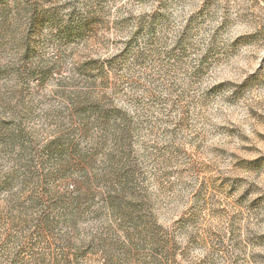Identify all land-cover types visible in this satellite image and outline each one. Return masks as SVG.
Segmentation results:
<instances>
[{
	"label": "rangeland",
	"instance_id": "obj_1",
	"mask_svg": "<svg viewBox=\"0 0 264 264\" xmlns=\"http://www.w3.org/2000/svg\"><path fill=\"white\" fill-rule=\"evenodd\" d=\"M0 264H264V0H0Z\"/></svg>",
	"mask_w": 264,
	"mask_h": 264
}]
</instances>
